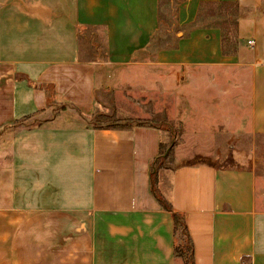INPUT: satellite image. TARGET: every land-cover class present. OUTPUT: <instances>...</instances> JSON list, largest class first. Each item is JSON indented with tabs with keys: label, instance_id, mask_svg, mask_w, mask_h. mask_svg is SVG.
Segmentation results:
<instances>
[{
	"label": "crops",
	"instance_id": "0c3cea01",
	"mask_svg": "<svg viewBox=\"0 0 264 264\" xmlns=\"http://www.w3.org/2000/svg\"><path fill=\"white\" fill-rule=\"evenodd\" d=\"M169 2L176 42L146 61L160 0H0V130L11 127L0 135V264H183L150 186L166 133L90 121L98 91L141 64L164 68L186 129L218 111L211 127L238 138L235 165L178 158L158 171L195 264H264V0ZM208 6L219 23L200 22ZM94 31L96 52L82 42ZM231 89L222 123L219 98H206Z\"/></svg>",
	"mask_w": 264,
	"mask_h": 264
},
{
	"label": "rangeland",
	"instance_id": "374dc122",
	"mask_svg": "<svg viewBox=\"0 0 264 264\" xmlns=\"http://www.w3.org/2000/svg\"><path fill=\"white\" fill-rule=\"evenodd\" d=\"M174 13V2L171 4L169 0H160V30L154 37L152 43L146 48L141 56L151 58L155 52L160 49L172 47L176 42L175 31L172 27V19ZM216 9L205 7L203 14L200 16V22L208 24L219 23ZM225 28H229L225 25ZM88 47L92 44L94 51L103 50L104 42L102 35L92 32L91 36L82 41ZM103 53L101 52V55ZM164 68L150 67L147 64L134 65L125 71V82L121 86H110V89L102 92L98 91V101L100 102L97 111L93 114L90 121L93 125L99 127H108L110 125L122 126L125 124H153L157 125L166 133L164 143L162 144L163 160L162 168L175 166L176 159L182 158V162H209L217 166L229 167L235 165L232 159L234 149L238 144V138L234 135V130L223 127H211V124L218 123L215 116L218 111H214L211 121L205 123V127L191 124L193 128L186 129V124L181 120L180 98L171 96L170 83L164 80ZM179 70L174 71L177 74ZM179 77V74L178 76ZM203 88L211 89L209 82H202ZM175 88V86H173ZM179 88V84L176 86ZM200 87L201 84H200ZM228 95L221 94L218 96H209L207 101L215 99V104H221L223 109L219 115L221 122L224 123L225 117H230L234 110L235 103L232 101L233 95L231 91ZM168 93V95H166ZM212 95V93H210ZM191 99L196 104V97ZM203 99L199 105L204 104ZM212 104V103H211ZM223 104V105H222ZM217 106V105H216ZM214 107L213 109L216 110ZM187 116V115H186ZM186 118V117H185ZM28 124V120H25ZM15 122L12 128L17 125ZM230 124V123H228ZM198 127V128H196ZM11 128V127H10ZM0 130V135L6 129ZM200 128V129H199ZM253 141L248 138L245 144L242 142L243 152L249 147ZM255 141H259L255 139ZM165 155V156H164ZM154 189L158 195L160 188L158 180L154 181Z\"/></svg>",
	"mask_w": 264,
	"mask_h": 264
},
{
	"label": "trees",
	"instance_id": "16d2710c",
	"mask_svg": "<svg viewBox=\"0 0 264 264\" xmlns=\"http://www.w3.org/2000/svg\"><path fill=\"white\" fill-rule=\"evenodd\" d=\"M95 126V125H94ZM116 126V125H110ZM163 146L159 147V154L154 159V161L150 165V186L153 195L161 204L162 208L169 212L173 221V236H174V246H173V254L176 258L182 260L183 264H195L193 257V248L188 235L187 226L185 224L184 218L181 214L175 212L171 205L165 201L154 189V181L157 179L158 171L162 168V160H163ZM165 156V155H164Z\"/></svg>",
	"mask_w": 264,
	"mask_h": 264
},
{
	"label": "built area",
	"instance_id": "2783aa9c",
	"mask_svg": "<svg viewBox=\"0 0 264 264\" xmlns=\"http://www.w3.org/2000/svg\"><path fill=\"white\" fill-rule=\"evenodd\" d=\"M250 43V42H249Z\"/></svg>",
	"mask_w": 264,
	"mask_h": 264
}]
</instances>
